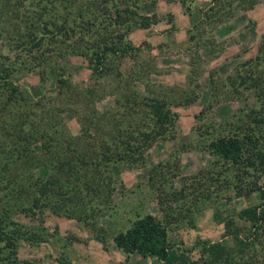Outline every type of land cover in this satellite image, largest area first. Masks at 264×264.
<instances>
[{"label": "rangeland", "instance_id": "1", "mask_svg": "<svg viewBox=\"0 0 264 264\" xmlns=\"http://www.w3.org/2000/svg\"><path fill=\"white\" fill-rule=\"evenodd\" d=\"M96 2L81 26L77 12L86 0H0V66L17 92L0 79V166L8 158L7 135L17 128L40 131L44 123L53 141L73 145L68 137L80 133L78 118L87 107L114 116L106 123L120 121L121 139L130 145L115 149L100 173L106 188L87 196L72 217L57 209V185L49 183L41 196L30 183L29 176L38 183L52 174L53 161L32 165L20 206L0 205L10 208L22 233L15 254L0 238V264H166L114 241L148 213L184 252V264L208 261L210 243L236 251L230 233L254 232L238 216L261 202L260 192L249 188L264 183V170L247 159L224 161L209 145L237 133L252 138L246 156L264 149V83L250 87L264 78V0H129L132 14L121 13V23L115 11L123 1ZM104 46L114 53L106 49L101 65L95 52ZM155 104L171 113L162 131ZM34 133L31 146L40 152L44 140ZM8 167L13 174L15 165ZM258 235L247 252L251 264H264V223Z\"/></svg>", "mask_w": 264, "mask_h": 264}, {"label": "trees", "instance_id": "2", "mask_svg": "<svg viewBox=\"0 0 264 264\" xmlns=\"http://www.w3.org/2000/svg\"><path fill=\"white\" fill-rule=\"evenodd\" d=\"M62 1L64 2V0ZM68 1L72 5L74 1L77 2L80 0ZM86 1V9L81 8L79 12H77L78 16H80L81 26L83 24H89L90 20L85 19V13H87V8L90 7V4L95 6L97 3L96 0ZM101 1L103 3H108L114 0ZM122 1L125 7L115 11V14L119 17L117 21L120 23L123 22V20H121V13L132 14V10L128 4L129 0H121V2ZM72 23L76 25L77 21L74 19ZM139 24L141 26L148 25L145 21ZM72 30H74V28ZM35 44L37 45V43ZM100 49L101 50L96 51L95 54L98 60H101L98 61L99 64L102 65L107 50L112 53H114V51L105 46ZM0 56L2 57V55ZM7 71L5 67L0 66V79L3 80V84L9 86L8 89L11 91V94L14 95L17 93L16 87L13 86L14 82L10 80V73ZM260 81L264 83V78H254L253 83L255 84H252L250 87L254 88L257 87V85L259 87ZM260 90L263 91L264 87H261ZM158 107L161 108L162 105H153L154 113L162 116L160 121L156 119L159 123H156V126L159 125L156 130L160 129L162 131L163 124H168V122H170L171 113L166 108L159 112ZM85 109L87 112H83L82 114L80 112L78 118V122L81 126L80 133L74 137H68L69 140L74 142L73 145L64 147L63 143H65V141L60 137L53 141V137L49 135L50 128L44 123L40 126V131L38 130V126L30 128L27 132H24L23 128L22 130L17 128L15 130L16 135L13 134V136H10V133L7 135L8 138L4 144V149L5 152L8 153V158L4 160V165L0 166V184L5 182L3 186H0V205H10L13 203L12 205H16L17 207L20 206L23 201V198H21L22 188H24V183L29 181L28 177H26V172L32 165H36L38 161H43L44 163L53 161L52 164H54L55 167L52 168V174L48 175L44 181L39 180L38 183H36L33 175L29 176L31 178L30 183L39 190V195L41 196L47 194L49 183L57 185V193H54L61 196L59 197L61 205L60 208L58 206L57 209L64 208L67 211L65 212L67 216L72 217L76 215L75 213L82 212L84 208L81 205L87 196H91L93 192L96 193L100 189L103 191L106 188V183L103 181L102 174H100L101 171L103 172V169L107 170L108 164L114 157L113 154L115 149L121 150L123 146L127 145V147H129L130 145L127 143V140L121 139L122 134H120L118 130L120 121L114 124L105 122L106 119L113 121L114 116L110 114V116H107L108 114L106 113L99 115L96 110L90 111L88 107ZM123 113L126 112L122 110L121 114ZM154 130L155 129L152 131ZM35 131L36 133L39 132L42 141L44 140L40 152L34 151L31 146ZM251 139L250 135L245 134L242 138L237 133L230 136H219L210 142L209 147L213 155L224 161L238 164L247 159V164L253 167L260 166L261 170H264V149L261 148L256 150V154H249V156H246V144L248 145ZM254 146L256 147L255 144L253 147ZM8 162L15 165L13 174L8 173V170L11 171L8 167ZM17 163L22 165L21 168L17 169L20 170L19 173L16 171ZM31 190L27 192L28 195ZM253 190H258L260 192L261 202L243 209L238 217L246 222H250L254 232L249 230L248 235L244 238H240V231L237 229L230 233V235L234 236L237 243V249L234 252L228 249L226 250V244L220 242L207 244L205 249L210 251V258H208V261H203L202 264H251L247 252L250 248H253L256 240L259 239L258 230L264 223V183L258 186L254 183L251 188H249V191ZM34 197L35 201L33 202V207H37L39 198H36V194ZM72 199H75V201H71ZM17 207H15V209ZM22 208L27 209L26 206ZM0 211V235L3 233L0 238L5 241L6 245L10 248L9 251L15 254V250H13L15 247L14 239L17 235L20 236L22 233L14 227L15 223L9 219L8 213L11 211L10 208L6 206ZM6 225L9 226V231H5L4 226ZM114 241L119 248L127 253H138L143 256L154 257L166 264H184V262H186L184 252L176 249L168 241L167 230L149 213L140 217L126 230L117 234L114 237Z\"/></svg>", "mask_w": 264, "mask_h": 264}, {"label": "crops", "instance_id": "3", "mask_svg": "<svg viewBox=\"0 0 264 264\" xmlns=\"http://www.w3.org/2000/svg\"><path fill=\"white\" fill-rule=\"evenodd\" d=\"M263 9H264V6H263ZM251 10V9H250ZM253 12V11H252ZM263 15H264V10H263Z\"/></svg>", "mask_w": 264, "mask_h": 264}]
</instances>
